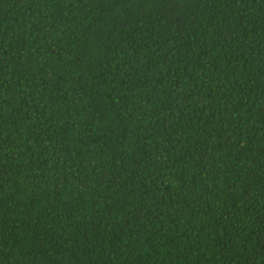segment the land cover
Masks as SVG:
<instances>
[{
	"label": "trees",
	"instance_id": "obj_1",
	"mask_svg": "<svg viewBox=\"0 0 264 264\" xmlns=\"http://www.w3.org/2000/svg\"><path fill=\"white\" fill-rule=\"evenodd\" d=\"M0 264H264V0H0Z\"/></svg>",
	"mask_w": 264,
	"mask_h": 264
}]
</instances>
